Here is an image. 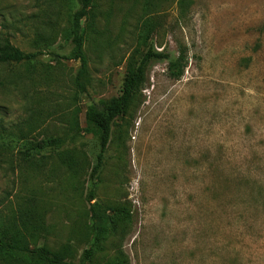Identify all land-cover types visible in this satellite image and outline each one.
Here are the masks:
<instances>
[{"label":"rangeland","instance_id":"1","mask_svg":"<svg viewBox=\"0 0 264 264\" xmlns=\"http://www.w3.org/2000/svg\"><path fill=\"white\" fill-rule=\"evenodd\" d=\"M94 1L80 90L66 33L77 1L0 0V35L39 52L0 67V133L60 141L24 161L21 142L0 161V228L26 209L38 243L71 244L77 260L90 248L99 144L86 110L119 96L128 57L152 47L180 60V77L150 60L112 127L94 194L124 214L109 212L92 261L118 249L126 264H264V0ZM0 264L35 263L0 248Z\"/></svg>","mask_w":264,"mask_h":264},{"label":"trees","instance_id":"2","mask_svg":"<svg viewBox=\"0 0 264 264\" xmlns=\"http://www.w3.org/2000/svg\"><path fill=\"white\" fill-rule=\"evenodd\" d=\"M78 9L71 16L70 23L66 29L67 37L70 38L71 52L68 59L79 61L81 69L74 79L75 86L84 90L86 87L88 56L86 53L87 30H91L96 18V4L94 0H76ZM187 0H179L178 4L185 3ZM39 52L26 53L19 48L13 46L7 37L0 35V67L8 64H26L34 61ZM150 60H168V70L172 77H180L179 69L181 62L179 59L173 60L165 52H157L152 47L140 53L139 50L128 57L125 65V73L123 79V87L121 94L109 100H99L88 105L86 110V122L91 133L97 138L99 151L96 156V162L90 173L91 189L87 197L89 203L88 220L85 234L91 240L90 248L83 252L80 259H76L71 244L63 245L60 248H53L45 244L38 243L39 235L42 229H36L35 225L29 226L28 215L30 211L24 209L25 219L20 218L21 223L17 227L0 228V248L11 253L22 256L29 262L35 264H94L92 261L97 251L99 243L104 239L107 226L111 224L112 218L109 212L113 211L118 215H123L124 210L118 206H105L104 203L95 200L94 188L96 187L97 175L102 170L104 158L111 140L112 127L118 117H120L133 95L140 89L145 80L146 64ZM0 130L2 126L0 125ZM22 142L19 155L21 159L28 160L35 157L38 151L47 147L56 146L60 143L57 138L43 139L39 142L21 141L20 138L12 134L0 133V161L7 159L13 148ZM24 142V143H23ZM70 168V172L74 173L70 161L64 162ZM94 201V202H93ZM112 213V212H111ZM117 215V216H118ZM15 221V220H14ZM12 223L14 226L16 223ZM31 230L27 237H21L19 234L23 230ZM29 239L31 248L26 243ZM105 264H126L127 259L120 250H115L113 256L107 257Z\"/></svg>","mask_w":264,"mask_h":264}]
</instances>
